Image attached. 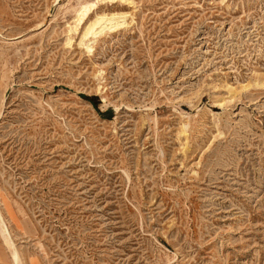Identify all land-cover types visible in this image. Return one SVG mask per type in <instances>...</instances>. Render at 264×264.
I'll return each mask as SVG.
<instances>
[{
    "label": "rangeland",
    "instance_id": "rangeland-1",
    "mask_svg": "<svg viewBox=\"0 0 264 264\" xmlns=\"http://www.w3.org/2000/svg\"><path fill=\"white\" fill-rule=\"evenodd\" d=\"M0 212V264H264V0H0Z\"/></svg>",
    "mask_w": 264,
    "mask_h": 264
},
{
    "label": "bare ground",
    "instance_id": "bare-ground-1",
    "mask_svg": "<svg viewBox=\"0 0 264 264\" xmlns=\"http://www.w3.org/2000/svg\"><path fill=\"white\" fill-rule=\"evenodd\" d=\"M116 19V15H112V16H107L106 14H103V15H100V16H97V18L93 21L90 22V24L87 26V29L85 31V34L84 36L87 37L89 35H95L97 33H99L100 30L99 28L102 27L103 24L105 23H108V22H111L112 21L114 22V20ZM99 29V31H98ZM0 214H2L0 212ZM1 219H0V223H1ZM5 224V223H4ZM3 226V225H2ZM1 232H2V235L4 236L5 238V241L10 245V247L12 248V252H13V256H14V260L16 261L17 264H21L20 263V259H19V253L17 252V250L15 249L13 243L10 241L9 237H8V234H7V231L5 230V228H1ZM10 248V249H11Z\"/></svg>",
    "mask_w": 264,
    "mask_h": 264
}]
</instances>
